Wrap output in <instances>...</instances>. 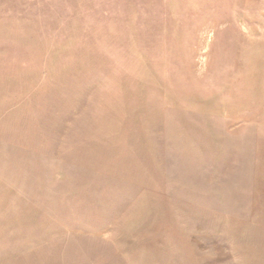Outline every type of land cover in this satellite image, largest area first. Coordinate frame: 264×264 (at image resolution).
I'll return each instance as SVG.
<instances>
[{
	"label": "rangeland",
	"instance_id": "rangeland-1",
	"mask_svg": "<svg viewBox=\"0 0 264 264\" xmlns=\"http://www.w3.org/2000/svg\"><path fill=\"white\" fill-rule=\"evenodd\" d=\"M0 264H264V0H0Z\"/></svg>",
	"mask_w": 264,
	"mask_h": 264
}]
</instances>
